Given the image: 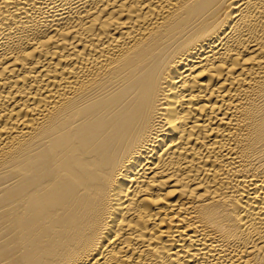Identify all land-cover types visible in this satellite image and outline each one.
I'll use <instances>...</instances> for the list:
<instances>
[{"label":"bare ground","instance_id":"obj_1","mask_svg":"<svg viewBox=\"0 0 264 264\" xmlns=\"http://www.w3.org/2000/svg\"><path fill=\"white\" fill-rule=\"evenodd\" d=\"M0 264H264V0H0Z\"/></svg>","mask_w":264,"mask_h":264}]
</instances>
